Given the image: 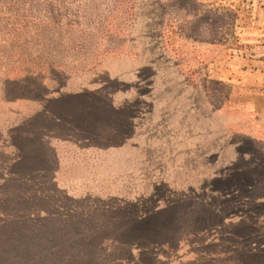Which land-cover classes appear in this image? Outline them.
<instances>
[{
	"label": "rangeland",
	"instance_id": "374dc122",
	"mask_svg": "<svg viewBox=\"0 0 264 264\" xmlns=\"http://www.w3.org/2000/svg\"><path fill=\"white\" fill-rule=\"evenodd\" d=\"M182 127L158 155L149 133ZM175 175L128 260L235 264L264 247V0H0V264H92L117 244L99 217ZM190 223L203 235L180 239Z\"/></svg>",
	"mask_w": 264,
	"mask_h": 264
},
{
	"label": "crops",
	"instance_id": "0c3cea01",
	"mask_svg": "<svg viewBox=\"0 0 264 264\" xmlns=\"http://www.w3.org/2000/svg\"><path fill=\"white\" fill-rule=\"evenodd\" d=\"M243 61H256L257 58H249V57H244L241 56ZM144 131H138L136 132V135H141L144 134ZM151 135V138L153 140V146H156L155 148L158 149V155L161 154H167L166 151H168L170 149H174L176 148V139L177 138H183L185 139V135L186 132L185 131H175V130H156V131H151L149 133ZM148 134V135H149ZM177 135H183V137H178ZM185 145V144H184ZM172 151V150H170ZM176 154V153H175ZM161 163H164V165L169 164V166H165L162 169L163 170H171V166L170 164H173V162L170 161V159H167V161L165 162L164 159L160 160ZM173 170H176V168H172ZM177 178L178 175L175 178L168 176L166 180L159 178L158 181L154 184H152V189H151V194L149 193H144L143 191H141L140 193H137L135 195L129 196L127 198H120L121 200L115 205V208L118 207L119 210H115V212L113 213L114 217L110 219V221H106L103 220L99 217L98 213H96V216L99 217V227H101L102 225H116V229L115 231H111V232H107V233H101V235L103 237H108V235H110V237L117 243L116 246L114 247L113 250H109L107 252V256L102 257L104 255L101 254L99 257H93V262L92 264H119L117 263V261L119 262V260H124L125 264H127L128 261V248H127V243L128 241L132 240V236L129 238L128 235L131 234V232L129 231L126 235H125V230H127V227H129L130 225V220L128 218L133 217V215H131L132 212H135L136 214H140L138 211L136 210H141V212H145L144 210H149L152 209L153 205L152 203H157V205L159 207H155V208H161L163 206V204L160 205V203H165V208H167L166 202L171 201L172 195H168L165 193H160L158 195H153L152 193L157 191V187L161 186V185H167L171 184L172 181L175 179L177 182ZM171 182V183H170ZM173 183L174 186H177V183ZM165 191V190H164ZM174 197V196H173ZM45 217H48L50 215H57V213L59 215H72L70 217H75V215H77L76 212H43ZM127 213L130 215L128 216ZM59 217V216H57ZM155 225V224H154ZM39 234H41V230L42 227L38 226L37 227ZM68 229V228H66ZM27 230V232L33 231L32 227L31 228H27L25 229ZM30 230V231H28ZM124 241V242H121ZM26 249L33 251L34 253L31 255L32 258L34 259H39L43 254L42 252L45 251L44 246L42 245L41 241L36 242L35 245H26L25 246ZM54 249V247L52 248V250ZM15 255V254H13ZM84 257V260H87V264H90L89 260L87 259V255H85L84 253L81 254ZM30 257V258H31ZM132 257V256H130ZM14 258V257H13ZM115 258V259H114ZM91 259V257L89 258ZM17 259H7L5 260L4 263H8V264H20L16 261ZM114 260V261H113ZM82 264H85V262L82 261Z\"/></svg>",
	"mask_w": 264,
	"mask_h": 264
},
{
	"label": "trees",
	"instance_id": "16d2710c",
	"mask_svg": "<svg viewBox=\"0 0 264 264\" xmlns=\"http://www.w3.org/2000/svg\"><path fill=\"white\" fill-rule=\"evenodd\" d=\"M249 58H258V56H256V55H254V54H249V55H247ZM167 123H168V125L166 126V128H168V126H169V122L167 121ZM164 128H165V126H164ZM158 130H160V129H158ZM162 130H166V129H162ZM168 130H170V129H168ZM180 131H185L186 132V135H185V139L188 137L189 138V135H191V131H189V130H184V127H182V129L180 130ZM126 138H127V136H126ZM197 138V137H196ZM190 139V138H189ZM183 144H185L184 142L183 143H179L178 144V146L179 147H186L185 145H183ZM176 146H177V143H176ZM190 147H191V145H189ZM192 146H195V145H192ZM196 147V146H195ZM121 149H123L124 150V148H121ZM121 149H119V150H121ZM159 179V178H158ZM151 188V187H150ZM146 193H149V194H151V191H148V192H146ZM162 193H165V194H168V195H170V193L168 192V191H164L163 190V192ZM153 195H158V194H160V193H158V191H156L155 193L153 192L152 193ZM186 198H187V195H183L182 196V198H180V201H184V202H187V201H190V200H186ZM201 198L200 197H196L195 199H194V201L195 202H197V203H195V202H193V201H190V203H194V204H196L194 207H192V211H191V215L190 216H188V217H192V219H193V216L194 215H196V214H198L199 212H200V214L201 215H204V209L208 206V205H204L203 204V202H204V200L202 199V201L200 200ZM193 200V199H192ZM161 204H163V206L161 207V208H155V207H159L158 205H157V203H152V205H153V207H152V209H150L149 208V210H144L145 212H141V210H136V211H138L140 214H136L135 212H132L131 213V215H133L134 214V216L133 217H130V218H128L131 222H130V225H129V227H127V230H125L126 232H125V235L130 231L131 232V234H129L128 235V237L130 238L131 236H132V239L133 238H136L138 241L139 240H141V242H142V236H144L146 233H147V228L148 227H151V228H149V229H152V228H154V227H156V226H154V221H155V219L158 217V216H160L161 214H167L168 212H170V208H168V206H167V208H165V203H160V205ZM167 204V203H166ZM45 212H52V211H45ZM163 214V215H164ZM127 215L128 216H130L128 213H127ZM164 216H166V215H164ZM191 224V227H192V223H190ZM148 226V227H147ZM193 228V230L191 231H187V232H185V233H183V235L181 236V238L180 239H186L185 237H187V239L188 238H191L193 235H203V234H200V232H201V230H200V228H198V227H192ZM202 228V227H201ZM205 228V227H204ZM207 228V227H206ZM205 228V229H206ZM154 230H155V228H154ZM149 232H151V231H149ZM192 233V234H191ZM205 235V234H204ZM191 240V239H190ZM121 242H124V241H121ZM220 243V242H219ZM167 245H170L169 243H166ZM215 245H218V243L217 244H215ZM127 248H128V253L130 252V247L128 246V244H127ZM144 251L145 250H142L141 251V254L142 255H144ZM175 251L174 250H172V253L170 254V257L169 258H165V259H168L167 261L164 259V264H183L182 263V261H180L179 259H177V258H173L172 256H175L173 253H174ZM208 252V251H207ZM204 255H207L208 256V253H204ZM133 256V255H132ZM130 258V260H128L127 261V263L130 261L131 262V264H145V262H144V260H143V256H139V258H136V257H129ZM207 261H212V262H214V261H216V260H214L213 258H207ZM117 263H119V264H125V262H124V260H119V262L117 261ZM235 264H238L237 262L235 263Z\"/></svg>",
	"mask_w": 264,
	"mask_h": 264
},
{
	"label": "flooded vegetation",
	"instance_id": "af4514ba",
	"mask_svg": "<svg viewBox=\"0 0 264 264\" xmlns=\"http://www.w3.org/2000/svg\"><path fill=\"white\" fill-rule=\"evenodd\" d=\"M255 251L254 257L251 259L238 260V264H264V247L263 248H253ZM253 254V253H251Z\"/></svg>",
	"mask_w": 264,
	"mask_h": 264
}]
</instances>
